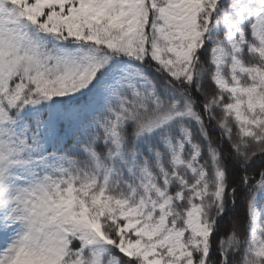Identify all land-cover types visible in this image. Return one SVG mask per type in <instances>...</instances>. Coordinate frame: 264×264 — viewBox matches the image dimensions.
I'll list each match as a JSON object with an SVG mask.
<instances>
[{"label":"snow or ice","instance_id":"obj_1","mask_svg":"<svg viewBox=\"0 0 264 264\" xmlns=\"http://www.w3.org/2000/svg\"><path fill=\"white\" fill-rule=\"evenodd\" d=\"M0 264H264V0H0Z\"/></svg>","mask_w":264,"mask_h":264}]
</instances>
